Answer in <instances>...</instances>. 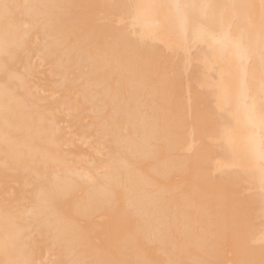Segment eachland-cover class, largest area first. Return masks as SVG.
<instances>
[{
  "label": "bare ground",
  "instance_id": "obj_1",
  "mask_svg": "<svg viewBox=\"0 0 264 264\" xmlns=\"http://www.w3.org/2000/svg\"><path fill=\"white\" fill-rule=\"evenodd\" d=\"M0 264H264L262 0H0Z\"/></svg>",
  "mask_w": 264,
  "mask_h": 264
},
{
  "label": "snow or ice",
  "instance_id": "obj_2",
  "mask_svg": "<svg viewBox=\"0 0 264 264\" xmlns=\"http://www.w3.org/2000/svg\"><path fill=\"white\" fill-rule=\"evenodd\" d=\"M262 4H264V0H262Z\"/></svg>",
  "mask_w": 264,
  "mask_h": 264
}]
</instances>
